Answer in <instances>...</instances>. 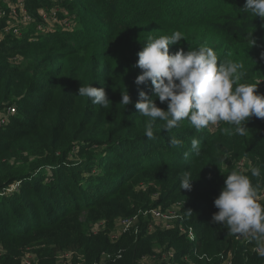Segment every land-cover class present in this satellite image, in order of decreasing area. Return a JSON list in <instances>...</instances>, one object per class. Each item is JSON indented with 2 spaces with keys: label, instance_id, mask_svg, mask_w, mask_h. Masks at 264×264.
I'll use <instances>...</instances> for the list:
<instances>
[{
  "label": "trees",
  "instance_id": "trees-1",
  "mask_svg": "<svg viewBox=\"0 0 264 264\" xmlns=\"http://www.w3.org/2000/svg\"><path fill=\"white\" fill-rule=\"evenodd\" d=\"M245 2L62 0L57 22L70 19L72 27L29 40L46 23L37 11H48L53 1H26L34 23L21 38L0 41V264H21L28 249L38 264H57V256L69 251L86 262L110 254L106 264H137L143 256L151 264H219L228 254L232 264H264V253L252 252L264 235L244 245L225 224L212 222L214 200L231 171L250 178L264 205V119L251 117L243 136L224 127L198 132L187 120L160 131L164 122L157 120L149 139V118L135 108L140 91L152 96L150 81L135 83L138 52L149 36L179 31L184 40L170 45V54L205 45L220 62L249 64V76L260 71L264 19L244 12ZM90 84L105 90L107 107L78 95ZM127 91L131 103L125 106L121 93ZM152 98L167 110V103ZM173 138L182 144L171 146ZM194 138L199 154L191 148ZM253 166L259 176L251 175ZM186 171L191 190L180 189ZM177 203L195 244L176 227L148 232L151 219L141 215L137 235L111 241L119 219ZM97 222L105 228L93 234Z\"/></svg>",
  "mask_w": 264,
  "mask_h": 264
},
{
  "label": "clouds",
  "instance_id": "clouds-1",
  "mask_svg": "<svg viewBox=\"0 0 264 264\" xmlns=\"http://www.w3.org/2000/svg\"><path fill=\"white\" fill-rule=\"evenodd\" d=\"M244 12L264 19V0H246ZM184 40L176 31L171 35L149 36L146 44L138 52L136 67L141 69L137 76V85H152V96L139 92L135 108L139 114L149 118L145 135L154 139V123L164 122L160 131H170L179 122L187 120L198 132L210 124L226 122L234 126L235 134H246V123L251 117L264 119V95L257 93L259 82L240 83L245 75L243 64L235 61H218L215 51L205 45L185 52L182 48L170 54L169 46ZM252 45L255 40L252 38ZM78 95L91 100L93 104L107 107L108 98L103 88L80 86ZM121 102L125 106L131 103L128 91L121 93ZM167 103L163 110L155 103ZM171 146L182 144L178 139L169 141ZM191 148L199 154V141L192 139ZM253 177L260 175L259 167L251 169ZM192 179L186 171L180 189L191 190ZM214 206L212 222L225 224L234 235H264V205L257 200V187L247 175L231 171L225 177L224 186Z\"/></svg>",
  "mask_w": 264,
  "mask_h": 264
},
{
  "label": "built area",
  "instance_id": "built-area-1",
  "mask_svg": "<svg viewBox=\"0 0 264 264\" xmlns=\"http://www.w3.org/2000/svg\"><path fill=\"white\" fill-rule=\"evenodd\" d=\"M26 1L27 0H0V23L2 27L0 29V41L3 40L6 36H11L14 38H21L25 30L34 23V18L29 15L26 10ZM53 4L50 8L39 9L37 11L38 16H40L43 22L49 23L52 20L57 22V14L61 13L62 10L56 5L57 2L62 0H52ZM4 7L8 9V13H5ZM64 24H67L64 21ZM51 27H45L42 24H38L35 28V32L30 34L28 37L29 40H34L37 34H44L50 31ZM12 113V110H11ZM4 122V118L0 117V124ZM263 194L261 195V197ZM181 205L174 204L166 209L160 208H150L148 210H139L137 214L131 217H125L118 220L115 228L109 233L111 241H116L123 234L132 232L134 235H137L140 232L139 227V216L143 218L149 217L151 223L147 224L148 232L154 230L155 227H160L163 230H169L176 227L177 231L184 235L186 240L192 244L196 243L195 231L191 226L184 225V219L180 212ZM105 226L103 222H97L91 227V232L96 234L99 231L104 230ZM256 234H247V235H234V239L238 242L243 243L244 245H250L253 240L256 238ZM255 238V239H254ZM25 250L24 252H26ZM23 252V253H24ZM252 252L261 255L264 253V237L258 242L257 245L252 246ZM21 256V264H38L34 256L31 258L28 254ZM167 259L173 257L171 252L166 254ZM112 259L110 254H102V257L99 261L96 262H86L82 255L78 254L76 251L63 252L57 256V264H106L109 260ZM222 261L219 264H232V256L228 254L226 258L221 256ZM137 264H151V259L148 257H141Z\"/></svg>",
  "mask_w": 264,
  "mask_h": 264
},
{
  "label": "rangeland",
  "instance_id": "rangeland-1",
  "mask_svg": "<svg viewBox=\"0 0 264 264\" xmlns=\"http://www.w3.org/2000/svg\"><path fill=\"white\" fill-rule=\"evenodd\" d=\"M72 25H73V23L70 22V19H68L67 24L58 23L55 20H52L49 23H45V27H47V26L51 27V28L58 27V28H64V29H69L70 27H72ZM249 70H250V65L249 64L243 65L242 71L245 73L243 78H248ZM259 81H261V82L257 86V93L261 94V95H264V67H262L260 69V71H258L254 75L249 76V79H247V80L241 79L240 83L253 84V83H257ZM208 127L212 131H215V132L217 131V129H219V127H224V128H228V129L229 128L230 129H234V126L228 125L226 122H218L217 124H210ZM81 221H83V220L81 219ZM25 254H28L31 258H33V256H34L32 251L29 250V249L26 252L23 253V257H24Z\"/></svg>",
  "mask_w": 264,
  "mask_h": 264
}]
</instances>
